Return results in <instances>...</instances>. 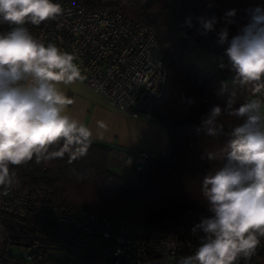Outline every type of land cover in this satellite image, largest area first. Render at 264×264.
Wrapping results in <instances>:
<instances>
[{"label": "clouds", "instance_id": "obj_1", "mask_svg": "<svg viewBox=\"0 0 264 264\" xmlns=\"http://www.w3.org/2000/svg\"><path fill=\"white\" fill-rule=\"evenodd\" d=\"M63 9L54 0H0V190L7 195L18 180L16 168L63 159L68 162L87 155L94 139H102L107 126L93 130L66 114L73 101L58 85L83 79L75 57L54 44L34 38L26 25L39 26L56 19ZM249 19L230 36L237 23L236 10L223 17H196L198 33L215 32L216 42L225 46L219 66L227 67L233 83L251 98L238 107L229 98L225 106L214 105L197 128L215 137L228 123L229 139L202 159L215 167L200 181L207 215L191 228L198 235L194 254L178 264H236L251 257L264 237V6L247 10ZM223 21L217 30V24ZM185 26L195 25L186 17ZM226 58V63L224 61Z\"/></svg>", "mask_w": 264, "mask_h": 264}, {"label": "trees", "instance_id": "obj_2", "mask_svg": "<svg viewBox=\"0 0 264 264\" xmlns=\"http://www.w3.org/2000/svg\"><path fill=\"white\" fill-rule=\"evenodd\" d=\"M92 11L108 10L122 14L151 29L155 35L167 71L161 101L152 109L151 119L167 131L168 151L149 160L134 177H120L109 171L111 148L93 141L85 157L68 162L67 155L49 163L34 161L16 168L18 180L12 189L29 193V207L35 211L21 219L0 211V264H27L15 258L9 248L28 250L30 264H89L101 258L100 240L65 225L53 218V210H87L113 222L159 223L185 210L206 211L200 181L215 165L202 155L222 146L228 139V123L215 137L197 131L201 118L214 105L225 106L229 98L239 106L249 98L246 90L233 83L227 67L215 72L201 69L185 52L189 43L205 44L221 61L225 46L216 42L215 32L206 36L197 31L196 17H223L235 9L237 23L229 28L230 36L248 22L247 10L264 0H78ZM191 17L192 28L185 26ZM224 26L217 24V30ZM226 63V58H224ZM228 73L224 82L219 73ZM43 214V218L39 215ZM264 254V253H262ZM40 257V260L37 259Z\"/></svg>", "mask_w": 264, "mask_h": 264}, {"label": "built area", "instance_id": "obj_3", "mask_svg": "<svg viewBox=\"0 0 264 264\" xmlns=\"http://www.w3.org/2000/svg\"><path fill=\"white\" fill-rule=\"evenodd\" d=\"M54 2L63 9L56 19L39 26L26 25L34 38L72 54L83 77L78 81L103 97L113 109L151 119L167 80L153 31L117 12L89 10L78 0ZM7 30V25H0V31ZM193 46L189 43L185 52ZM157 156L140 150L127 154L122 162L140 172ZM29 199L27 191L11 188L3 195L0 190V211L28 219L35 214ZM201 214L207 212L185 210L159 223H130L113 222L87 210H53L57 224L100 240L98 250L102 256L89 264H178L182 257L194 254L199 245V234L193 235L191 228ZM39 217L43 218V214ZM262 253L264 237L251 257L242 256L236 264H257L264 257Z\"/></svg>", "mask_w": 264, "mask_h": 264}, {"label": "crops", "instance_id": "obj_4", "mask_svg": "<svg viewBox=\"0 0 264 264\" xmlns=\"http://www.w3.org/2000/svg\"><path fill=\"white\" fill-rule=\"evenodd\" d=\"M58 87L68 99L73 101L67 106L66 114L91 128L94 136L97 131H101L97 128L98 122H103L107 126L103 138L93 141L106 144L111 148L109 167L129 169L123 165L122 159L135 151L145 150L157 155L167 154V131L157 121L146 119L142 114L134 117L116 111L103 97L80 81L70 85L61 83Z\"/></svg>", "mask_w": 264, "mask_h": 264}, {"label": "rangeland", "instance_id": "obj_5", "mask_svg": "<svg viewBox=\"0 0 264 264\" xmlns=\"http://www.w3.org/2000/svg\"><path fill=\"white\" fill-rule=\"evenodd\" d=\"M167 3H172L175 0H165ZM188 57L197 64L198 67L201 69H208L210 72H215L219 69V64H220V58L219 56L213 52L207 45L205 44H199V45H194L188 55ZM220 78L224 82H229L231 80L230 76L228 73H219ZM251 98V96H249ZM109 171L117 176L120 177H134L135 173L130 171L129 169H124V168H116V167H109ZM141 170L140 172H142ZM144 173V171H143ZM10 254L15 257V258H24L27 262V264H30L28 260V250L22 247H15L12 246L9 248ZM63 262H68L66 261L65 257L60 258ZM69 264H77L75 261L69 263ZM257 264H264V257H262Z\"/></svg>", "mask_w": 264, "mask_h": 264}]
</instances>
